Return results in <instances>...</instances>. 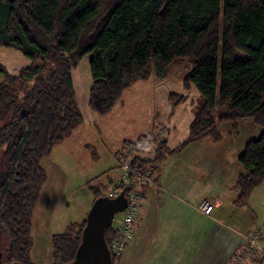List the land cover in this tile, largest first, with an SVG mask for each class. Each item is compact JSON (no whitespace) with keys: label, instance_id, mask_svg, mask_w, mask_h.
<instances>
[{"label":"trees","instance_id":"trees-1","mask_svg":"<svg viewBox=\"0 0 264 264\" xmlns=\"http://www.w3.org/2000/svg\"><path fill=\"white\" fill-rule=\"evenodd\" d=\"M0 46L30 61L18 74L0 61L2 264H33V215L47 179L42 160L84 122L73 70L87 55L95 113H111L128 88L156 75L180 77L199 92L184 144L220 138L221 124L253 119L263 131L238 157L235 202L247 204L264 182V0H0ZM170 98L173 106L182 100ZM129 145L136 144L121 149ZM136 162L144 171L149 163ZM92 189L105 196L99 185ZM85 224L52 236L53 264L74 259ZM116 235L107 229L108 244Z\"/></svg>","mask_w":264,"mask_h":264},{"label":"crops","instance_id":"crops-1","mask_svg":"<svg viewBox=\"0 0 264 264\" xmlns=\"http://www.w3.org/2000/svg\"><path fill=\"white\" fill-rule=\"evenodd\" d=\"M0 61L11 74H18L30 62L20 51L2 46ZM81 74H73V80L75 89L79 85L84 91V85L78 82ZM136 85L140 93L127 102L131 114L127 121L133 125L142 120L144 123L132 127L130 134L111 146V150L119 166L121 148L126 142H133L141 146L137 156L149 163L143 170L145 181L134 235L113 264H239L238 260L240 264H255L259 258L264 264V236L255 211L260 192L257 190L264 182L253 190L247 204L235 202L236 181L243 172L238 157L248 141L257 137L226 147L228 134H233L229 129L238 132L241 122L249 119L241 120L237 126L221 124L220 138L207 135L184 144L200 97L196 87L190 84L186 88L180 77L161 80L156 75L136 82L132 88ZM172 93L182 96L176 106L170 98ZM137 103L142 115L133 112ZM203 199L215 204L209 215L198 209ZM257 231L259 240L249 248L250 237ZM238 250V257L234 258ZM31 261L47 264L41 247L36 248L35 243Z\"/></svg>","mask_w":264,"mask_h":264},{"label":"rangeland","instance_id":"rangeland-1","mask_svg":"<svg viewBox=\"0 0 264 264\" xmlns=\"http://www.w3.org/2000/svg\"><path fill=\"white\" fill-rule=\"evenodd\" d=\"M174 69L177 67H174L172 72ZM73 71L75 75L82 73L78 82L81 86L84 85V91H81L80 86L77 85L76 96L84 122L74 131V135L67 138L60 146L54 147L51 154L42 160V165L47 171V179L40 191L33 215L32 234L35 247H41L47 264H53L52 236L64 232L71 224L81 223L87 218L97 196L92 186L99 185V192L105 196H108L111 187L116 186L121 172L111 146L117 145L122 137L129 135L132 127H141L144 123L142 120L138 125H133L127 121L131 117L127 102L131 96L140 93L138 85L124 92L122 100L111 113L101 115L93 112L88 103L92 82L90 55L85 56ZM172 79L177 80V77ZM146 106L148 110V105ZM130 107L132 105H129ZM133 107L135 114L142 115L143 110L138 103ZM229 130L233 131V134H228L226 143L229 145L226 147L237 141L243 140L246 143L252 136L259 137L263 128L253 119H249L248 122H241L238 132L231 128ZM252 133L254 134L250 135ZM224 137L227 138L226 135ZM221 142L223 143V139ZM257 191L260 192L255 200L257 202L255 211L258 215L257 223L264 236V185ZM123 215V212L115 215L112 226L116 230Z\"/></svg>","mask_w":264,"mask_h":264},{"label":"built area","instance_id":"built-area-1","mask_svg":"<svg viewBox=\"0 0 264 264\" xmlns=\"http://www.w3.org/2000/svg\"><path fill=\"white\" fill-rule=\"evenodd\" d=\"M140 147V145H129L121 149L118 166L121 173L116 186L114 188L111 187L108 194V197H117L122 192H125L127 199V205L123 211V218L117 226V235L109 244L113 257H117L125 251L134 235L141 198V186L145 181L144 172L136 162ZM214 207L215 204L209 199H203L198 205L199 211L205 215L211 214ZM258 240L259 232L253 233L250 237L249 248H253ZM238 262L240 264L241 261L238 260Z\"/></svg>","mask_w":264,"mask_h":264},{"label":"water","instance_id":"water-1","mask_svg":"<svg viewBox=\"0 0 264 264\" xmlns=\"http://www.w3.org/2000/svg\"><path fill=\"white\" fill-rule=\"evenodd\" d=\"M126 205L125 192L117 197L96 198L87 214L75 257L65 264H113V255L106 240V231L113 225L115 215L123 212ZM0 264H2L1 252ZM11 264L22 263L13 262Z\"/></svg>","mask_w":264,"mask_h":264}]
</instances>
